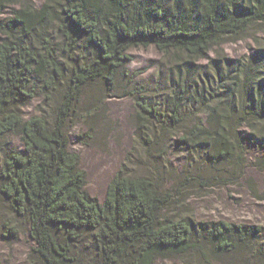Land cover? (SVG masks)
<instances>
[{"label":"trees","instance_id":"obj_1","mask_svg":"<svg viewBox=\"0 0 264 264\" xmlns=\"http://www.w3.org/2000/svg\"><path fill=\"white\" fill-rule=\"evenodd\" d=\"M255 28H264V0H42L39 7L0 0V142L17 136L22 144L5 143L0 194L25 221L30 264H157L190 255L211 263L240 248L253 254L262 227L217 221L198 233L168 212L171 195L150 177L120 170L98 202L85 189L66 125L80 88L119 90L121 79L133 78L129 51L154 46L180 59L164 102L152 103L145 85L134 87L138 130L158 146L166 135L180 151L201 153L219 178L229 164L241 176L245 153L255 148L264 169V54L210 56ZM69 67L70 90L54 120L25 118L21 109L40 92L46 101L58 95Z\"/></svg>","mask_w":264,"mask_h":264},{"label":"rangeland","instance_id":"obj_2","mask_svg":"<svg viewBox=\"0 0 264 264\" xmlns=\"http://www.w3.org/2000/svg\"><path fill=\"white\" fill-rule=\"evenodd\" d=\"M30 3L39 7L42 0H30ZM7 14L11 15V11ZM261 54H264V28H255L241 40H231L216 48L210 56L247 59ZM129 57L126 69L133 78L121 79L117 91H109L100 83L80 88L76 96L79 100L76 113L67 121L69 150L79 153L80 168L86 173V191L103 203L109 183L123 170L131 176L154 179L171 195L167 200L168 212L187 220L198 233L206 231L208 225L217 221L245 223L263 229L254 244L253 254L240 248L237 255L221 257L211 263H206L198 255H190L157 264H258L263 261L264 169L255 164L263 154L257 148L246 151L245 156L250 160L249 166L243 168V174H230L233 164H229L226 167L229 172L223 173L227 178H219L201 153L180 151L173 145L174 140L166 135H162L164 138L158 146L156 137L144 128L138 130L136 116L139 107L134 87L145 85L148 88L146 97L152 103L164 102L175 59L180 58L163 54L154 46L131 49ZM207 61L196 63L203 65ZM72 69L69 67L53 100L46 101L40 92V96L21 109L22 115L25 118L43 115L53 121L62 92L70 90L68 80ZM73 92L76 93L75 88ZM149 120L154 125V119ZM6 142L13 147H22L17 136L7 137L2 142L4 145L0 142V167ZM204 242L210 244L207 239ZM32 246L25 221L14 214L9 202L0 194V264H30L28 257ZM79 246L88 248L87 243Z\"/></svg>","mask_w":264,"mask_h":264}]
</instances>
